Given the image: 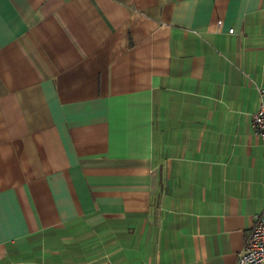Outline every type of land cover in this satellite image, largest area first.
Instances as JSON below:
<instances>
[{"label": "crops", "instance_id": "1", "mask_svg": "<svg viewBox=\"0 0 264 264\" xmlns=\"http://www.w3.org/2000/svg\"><path fill=\"white\" fill-rule=\"evenodd\" d=\"M261 100L264 0H0V264H234Z\"/></svg>", "mask_w": 264, "mask_h": 264}, {"label": "built area", "instance_id": "2", "mask_svg": "<svg viewBox=\"0 0 264 264\" xmlns=\"http://www.w3.org/2000/svg\"><path fill=\"white\" fill-rule=\"evenodd\" d=\"M228 31L231 32V29ZM249 125L260 137L264 154V101L261 100L257 109L251 114ZM262 262H264V220L255 216L245 234L242 249L236 254L234 264H260Z\"/></svg>", "mask_w": 264, "mask_h": 264}]
</instances>
